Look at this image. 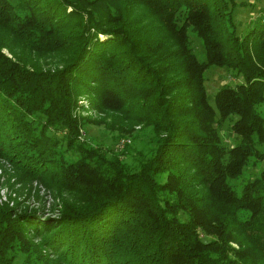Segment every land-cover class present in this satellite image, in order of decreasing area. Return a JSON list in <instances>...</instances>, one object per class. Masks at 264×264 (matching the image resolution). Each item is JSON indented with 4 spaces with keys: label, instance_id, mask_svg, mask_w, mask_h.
I'll use <instances>...</instances> for the list:
<instances>
[{
    "label": "trees",
    "instance_id": "1",
    "mask_svg": "<svg viewBox=\"0 0 264 264\" xmlns=\"http://www.w3.org/2000/svg\"><path fill=\"white\" fill-rule=\"evenodd\" d=\"M235 4L0 0V156L72 195L44 219L0 204V264H264V168L239 194L228 181L264 158V15L237 33ZM209 65L243 77L213 103ZM91 121L147 130L138 164L80 138Z\"/></svg>",
    "mask_w": 264,
    "mask_h": 264
},
{
    "label": "rangeland",
    "instance_id": "2",
    "mask_svg": "<svg viewBox=\"0 0 264 264\" xmlns=\"http://www.w3.org/2000/svg\"><path fill=\"white\" fill-rule=\"evenodd\" d=\"M235 1L236 4L232 11L234 28L237 33H242L243 29L247 26L248 20L256 18L259 15H264V0ZM187 35L195 56L198 59H202L204 55L201 40L190 27L187 28ZM4 51L7 52L5 49ZM53 63L54 61L49 59L45 61V65H52ZM242 80V74L237 73L235 69L209 65L204 70V85L208 101L213 103V93L222 83L233 85ZM81 102L88 105L86 97H83ZM256 107L264 117V99ZM83 112H90L93 114V117L100 115L93 109ZM234 117L235 115L231 114L221 124L220 134L225 144L234 142L232 135H226L229 132L228 125ZM51 133L57 136L61 135L59 130H51ZM137 133L118 136L107 130L102 124L91 121L82 126L79 136L90 144H98L106 151L119 152L120 158L128 162L131 167H134L138 164L142 158V154L145 153L148 147L146 145L147 130H145L144 134L139 133L137 135ZM257 148L264 153V141L258 144ZM109 152L107 153L108 156L111 155ZM262 168H264V158L254 163H252V158H249L246 164H244L242 172L237 177L228 178V181L235 192L239 194L242 183L257 175ZM18 178L19 173L11 162L0 156V204L7 205L15 213L25 214L30 212L40 219L49 216L59 217L67 199L72 198L71 193L61 189H54L50 184L39 181L35 177L23 179V181H20ZM202 237L205 238L207 236ZM23 257V253H19L15 258V264H20Z\"/></svg>",
    "mask_w": 264,
    "mask_h": 264
}]
</instances>
